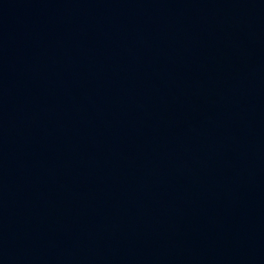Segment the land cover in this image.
Returning <instances> with one entry per match:
<instances>
[{
    "label": "water",
    "instance_id": "95a60500",
    "mask_svg": "<svg viewBox=\"0 0 264 264\" xmlns=\"http://www.w3.org/2000/svg\"><path fill=\"white\" fill-rule=\"evenodd\" d=\"M0 264H264V0H0Z\"/></svg>",
    "mask_w": 264,
    "mask_h": 264
}]
</instances>
